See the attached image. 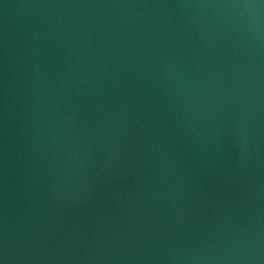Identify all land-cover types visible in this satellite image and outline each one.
<instances>
[{
	"label": "water",
	"instance_id": "1",
	"mask_svg": "<svg viewBox=\"0 0 264 264\" xmlns=\"http://www.w3.org/2000/svg\"><path fill=\"white\" fill-rule=\"evenodd\" d=\"M0 264H264V0H0Z\"/></svg>",
	"mask_w": 264,
	"mask_h": 264
}]
</instances>
